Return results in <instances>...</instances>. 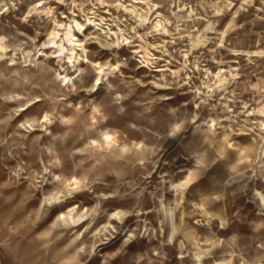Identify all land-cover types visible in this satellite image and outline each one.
Returning a JSON list of instances; mask_svg holds the SVG:
<instances>
[{
    "label": "rangeland",
    "instance_id": "1",
    "mask_svg": "<svg viewBox=\"0 0 264 264\" xmlns=\"http://www.w3.org/2000/svg\"><path fill=\"white\" fill-rule=\"evenodd\" d=\"M145 2L0 0V264H264V0Z\"/></svg>",
    "mask_w": 264,
    "mask_h": 264
},
{
    "label": "bare ground",
    "instance_id": "2",
    "mask_svg": "<svg viewBox=\"0 0 264 264\" xmlns=\"http://www.w3.org/2000/svg\"><path fill=\"white\" fill-rule=\"evenodd\" d=\"M145 1H143V0L142 1L133 0L134 4H145L146 3ZM41 2H43V1H41ZM120 5L123 8V5L122 4H120ZM229 5L232 6V3L229 2ZM228 8H230V7H228ZM124 9L126 11H128L127 8H124ZM150 10H152V8H150ZM31 11H34L36 14H38L42 18L44 16H46V17H49L50 15L53 16V11L51 9L50 10L45 9V8L43 9V3H40L39 5H36L35 7L32 8ZM1 12H3V13H1ZM8 12H10V7H7V6L4 5L3 8L0 9V17L5 15V14H7ZM220 13H221V10L217 9V14H220ZM188 17H190V16H188ZM161 18H162V15H159V16L156 17L155 20H157V19H159V20L156 22V24L153 23V28L155 30H158L161 27V24H160L161 23ZM103 20L104 19H101V22ZM139 20H140V22H148L149 19L147 18V16L144 17V16L141 15ZM86 21L89 22V23L93 22L91 20V18H88V20L86 19ZM55 23H56L55 25H56L57 28H54V30L49 33V45L52 46L53 48H55L54 54L57 55L56 58H59L60 61H63L62 57H63L64 53L65 52H69V59L71 60V63H73V67H75L74 60L77 61L79 59V53H78L79 52V48L81 49V52L86 53V51H87L86 47L83 45L81 40L77 39L76 35L73 33V25L74 24L72 25V24H67L65 22H58V21H55ZM72 23H76V27L78 28L80 33L85 28V26L82 23H79L76 20H74ZM93 23H96V22H93ZM93 26H94V24H93ZM232 27H233V22L229 25L228 29L226 28L227 30L222 33V37H223L222 39H224L227 36V33H228L229 29H231ZM208 29H211V25H210V27ZM121 32H122V30H121ZM122 41L124 43L125 40L123 39ZM121 42L119 43V45L118 44L117 45L113 44V45L119 47ZM204 43H205V38H203V36H202L200 39L192 40V44L191 45L196 48V47H199L200 44H204ZM18 51H21V48L18 49L17 47H13L12 45L9 44L8 38L6 36H3L2 34H0V64L2 62H4L6 59H8L10 54H14V57L12 58V60L14 61V59H16L17 55H20V54H18ZM243 54L244 53H240V52L238 53L237 52L236 55H243ZM263 54H264V52L257 51V52H254L253 54H247V55H252L254 57H258V56H261ZM22 55L24 57L25 64H27V63L30 62L31 57L33 56V50H29V51L23 50ZM141 58L145 59L144 62L142 61L143 63H147V64L150 63L151 59H150V55H149L148 52H146L145 55L141 56ZM12 65H14V64H12ZM97 69L99 70V76L95 79V83H94L93 89H96L103 82L104 78H107V77H109L110 74L116 72V70L118 69V66L117 65L115 67L111 66V68L106 70L105 67H103L102 65L99 64V67ZM66 71H67V69H66ZM76 72H79V70L77 69ZM223 72H224L223 70H220V72L217 73L216 77L219 79V75H221ZM103 74H104V76H103ZM62 79H63L64 85H69V83H71V81H72V79L69 77V74H66L64 76V78H62ZM219 81L221 82V85L224 82L223 80L222 81L219 80ZM97 82H99V83H97ZM208 88H209V86H208ZM198 92L201 93V91H198ZM250 114L254 115V111L251 112ZM257 114L260 115V117H264V105L261 108L257 109ZM48 121H50L49 116L45 115L43 117V119H42V123H47ZM208 125H210L211 130H215L216 121L214 119H211L209 121ZM260 127H261L260 130L262 131V133L259 134V136L262 139V145H263L262 146V154H264V121L260 122ZM242 134L244 135L246 133H244V131L242 130ZM106 142H107L108 145H111L114 142V139L112 138V136H107L106 137ZM72 184L76 185L75 188H77L78 184H79V180L77 178H74ZM186 184H187V182L184 183L183 186H185ZM258 196L260 197V206L263 207V209H264V195L262 193L258 192ZM200 209L205 214V216H207L208 218H211L210 214L206 211L204 206H201ZM74 210H75V208L72 209L71 211H74ZM119 214L120 213L115 214V215L117 216ZM197 261H198L197 264H202V261H201L200 257H197Z\"/></svg>",
    "mask_w": 264,
    "mask_h": 264
},
{
    "label": "flooded vegetation",
    "instance_id": "3",
    "mask_svg": "<svg viewBox=\"0 0 264 264\" xmlns=\"http://www.w3.org/2000/svg\"><path fill=\"white\" fill-rule=\"evenodd\" d=\"M167 239H168V235H167ZM176 241H178V242H179V240H176Z\"/></svg>",
    "mask_w": 264,
    "mask_h": 264
},
{
    "label": "snow or ice",
    "instance_id": "4",
    "mask_svg": "<svg viewBox=\"0 0 264 264\" xmlns=\"http://www.w3.org/2000/svg\"><path fill=\"white\" fill-rule=\"evenodd\" d=\"M97 83H99V82H97Z\"/></svg>",
    "mask_w": 264,
    "mask_h": 264
}]
</instances>
